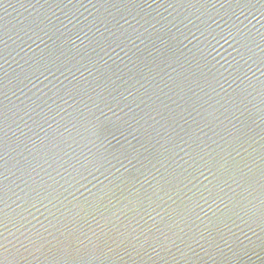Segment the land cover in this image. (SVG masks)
Here are the masks:
<instances>
[{"label":"water","instance_id":"1","mask_svg":"<svg viewBox=\"0 0 264 264\" xmlns=\"http://www.w3.org/2000/svg\"><path fill=\"white\" fill-rule=\"evenodd\" d=\"M0 261L264 264V0H0Z\"/></svg>","mask_w":264,"mask_h":264},{"label":"snow or ice","instance_id":"2","mask_svg":"<svg viewBox=\"0 0 264 264\" xmlns=\"http://www.w3.org/2000/svg\"><path fill=\"white\" fill-rule=\"evenodd\" d=\"M6 247V246H5ZM0 264H3V262L2 261H0Z\"/></svg>","mask_w":264,"mask_h":264}]
</instances>
